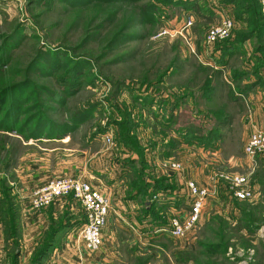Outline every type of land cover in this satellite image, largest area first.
<instances>
[{
	"label": "rangeland",
	"instance_id": "obj_1",
	"mask_svg": "<svg viewBox=\"0 0 264 264\" xmlns=\"http://www.w3.org/2000/svg\"><path fill=\"white\" fill-rule=\"evenodd\" d=\"M262 13L260 0H0V176L13 179L16 175L13 168L28 166L31 174L38 176L33 178L31 196L33 190L46 183L42 181V152L58 157L57 151H61L63 160L77 153L44 151L42 147L54 146L52 142H42L44 127H57L59 133L61 128L64 134L76 129L69 134L72 146L84 147L97 157L115 149V126L121 127L126 121L129 125L143 113L142 108L147 114L150 110L158 113L161 122L166 123L168 114L164 109L172 106L166 99H182L186 89L200 93L203 79L211 76L215 87L208 94L211 100L195 93L190 94L189 101L203 114L223 108L218 109L224 112L219 123L224 146L220 157L206 156L193 147L191 153L177 147L171 150V157L164 156L158 164L164 168L166 162H179L180 170L185 164L190 175H196L197 171L198 178L205 179L206 170L211 169H201L200 163L211 161L218 165L223 160V165L211 164V167L238 170L230 174H247L253 196L233 201L239 208L237 214L226 209L219 198L212 200L203 221L199 219L181 238L188 248L174 258L177 264H264V162L253 173L249 172L235 129L238 126L243 130L244 108L240 101L232 100L230 85L226 83L231 76L249 73L246 68L250 56L239 46L238 34H249L246 39L254 45L259 42L264 49ZM224 14L232 15L238 25L234 24L224 42L207 45L209 27ZM238 14L246 16L238 19ZM188 16L192 23L182 28ZM162 29H168L170 35H160ZM255 29L262 37L251 35ZM219 45L222 55L212 60L223 71L200 68L198 62L211 60V47ZM258 51L261 54L262 50ZM129 86L139 93L144 87L149 92L144 98L151 95L150 90L167 98L160 97L154 104L143 99L140 102L136 99L142 97L131 93ZM186 111L188 114L182 113L174 126L197 122L193 121V115L198 112ZM48 118L50 124L42 127V119ZM149 124L160 131L152 133L147 140L155 141L167 134L155 122ZM211 124H206L207 128ZM101 127L112 133L109 135H113L112 144L103 141L102 133L107 130ZM23 143L30 145L22 147ZM57 144L62 147L60 142ZM164 145L161 143L160 148L166 151ZM186 153L191 155L189 159L184 156ZM231 157L242 165L229 166ZM182 159L186 161L184 164ZM168 213L165 212L166 216L173 214ZM20 241L21 237L17 246L7 243L11 252L8 264H33L34 253L28 261L19 260ZM165 244V250L177 246L169 241ZM213 247L216 249L212 250ZM6 257H0V264H6ZM157 264L171 263L160 251Z\"/></svg>",
	"mask_w": 264,
	"mask_h": 264
},
{
	"label": "crops",
	"instance_id": "obj_2",
	"mask_svg": "<svg viewBox=\"0 0 264 264\" xmlns=\"http://www.w3.org/2000/svg\"><path fill=\"white\" fill-rule=\"evenodd\" d=\"M235 23L238 25L237 20ZM256 44L254 45V42H250L248 39L239 43V46H243L250 56V63L247 64L246 68L249 73L243 72L240 77H236L239 76L236 74L234 77L227 78L226 81L230 85V97L232 100L240 101L244 108L241 117L243 130L238 126L235 128L240 135L242 146L240 152L243 153V156H245L243 148L250 133L254 129L264 128V54L263 51L260 54ZM211 48H213L210 50L211 60L213 57L219 58L222 55L220 45ZM258 54H260V58ZM256 56L259 59L256 60ZM211 60H200L197 65L202 69H211L215 72L223 71L216 60ZM210 77L206 76L203 79L200 93L185 88L187 94H184L182 99L173 97L171 100L155 90H150L152 96L144 98L143 95L149 93L144 91V87L140 88L139 93L134 86H129L131 93L142 97L136 99L140 102L143 99L144 102L152 103L153 101L154 104V102H158V98L166 97V101L172 105L168 109H164V113L168 114L167 122H161L162 118H159L158 113L151 110L147 114L140 106L143 113L138 114L135 121L131 120L129 125L126 124V121L121 127L115 126V149H111V152H102L97 157L95 153L91 154L84 147L83 149H76L72 146L69 134L75 132L76 129L62 135L57 127L53 129L44 127L42 129V142L54 143V146L42 147L44 151L66 150L77 153L71 159L63 160L60 155L62 154L61 151H57L58 157L52 153L42 152V181L47 182L51 179L77 176L84 181L96 183L110 198L112 210L102 233L101 247L94 252L86 250L82 239L77 234L84 223V213L80 204L71 196H64L40 210L32 209L30 193L35 186L32 183L33 178L38 176L36 173L31 174L28 166L26 168L20 166L18 169L17 167L13 168L16 175L12 177L13 179L8 180V185L11 188L9 194L14 197L19 213L21 229L20 254L17 253L19 260L21 262L28 261L35 249L44 242L51 229L59 225V227L57 226L58 232L54 236L52 235L50 250L39 264H129L128 261H131L130 264H157L160 251L167 255L171 264H177L174 257L188 247L186 248L185 243L182 242L183 239L172 238L164 232L157 231V229L167 222L168 215L166 216L165 212L188 210L189 196L185 186L186 180H193L199 186L208 187L212 190V195L206 200L202 210L200 221L201 219L203 221V215H205L208 204L218 198L224 203L226 209L237 214L239 208L233 205V201L239 199L231 195L228 184L221 176L222 174L238 172L237 169H228L227 171V167L223 170L213 168L211 167L213 162L206 161L200 163L201 169L205 167L211 170H206L205 179H201L198 178L197 171L196 175H190L183 163L186 161L183 159V170L176 172V174L168 173L158 164L159 161L165 159L164 156L166 159L171 157V150L177 147L186 151H190L193 147L206 156L220 157V151L223 150L224 146L219 123L220 119L224 117V112L218 109L223 108H215L203 114L199 109L193 108L189 101L190 94L194 95L195 93L211 100V96L208 94L209 92L213 93L215 87L213 85L214 79ZM133 84L131 83V85ZM137 103L139 104V102ZM133 107L134 110L135 104ZM136 110L139 111L137 108ZM186 110L189 113L191 111L198 112L193 115V121L197 120V122L191 124L190 121L189 124L174 126L176 119L182 113L188 114ZM150 115L153 117L150 118ZM188 117L190 119L189 115ZM148 118L150 119L149 122ZM152 121L158 124L159 129L167 132L164 137L156 138L155 141L150 140L151 134L158 133L160 130L153 128ZM209 122L212 124L211 127L207 128L206 124ZM191 125L197 126V128ZM101 128L103 131L107 130L102 133V136L112 134L108 132L107 127ZM147 138L150 139L147 140ZM57 142H60L62 147H58ZM161 143L165 144L166 151L160 148ZM27 145L30 144L23 143L22 147ZM109 148L113 147L110 146ZM184 156L189 159L191 155L186 153ZM246 159V165H248V159ZM223 163V160H219L220 165ZM228 163L229 166L239 167L242 165L234 157H231ZM20 171L22 174H18ZM1 195L2 192H0V198ZM168 241L175 243L174 245H177L176 242L178 241L180 243L177 246L173 245L174 247L169 250H165L167 248L165 243ZM7 249L8 244L5 243L0 224V257L7 256L6 264L11 257V252Z\"/></svg>",
	"mask_w": 264,
	"mask_h": 264
},
{
	"label": "built area",
	"instance_id": "obj_3",
	"mask_svg": "<svg viewBox=\"0 0 264 264\" xmlns=\"http://www.w3.org/2000/svg\"><path fill=\"white\" fill-rule=\"evenodd\" d=\"M262 14L264 16V0H260ZM192 23L191 16L184 21L183 27ZM235 20L232 15L224 14L219 22L211 25L207 31L205 42L207 45L222 43L227 40L234 27ZM161 34H169L168 29H162ZM173 35V33H172ZM194 52V50L192 49ZM106 143L112 144V136H103ZM244 154L248 159L249 172L253 173L260 162H264V128L254 129L247 138ZM168 173L178 172L182 168L179 162H166L163 164ZM233 197L242 200L253 196L247 174H223L221 175ZM189 208L186 211L173 212L167 217V222L160 226L157 231L164 232L172 238H184L198 223L206 200L211 195V189L199 186L193 180H186ZM71 196L77 201L84 213V223L78 235L84 243V248L89 251H97L102 245V233L108 223L109 214L112 210L110 198L103 192L101 187L92 182L84 181L76 177L51 179L33 190L30 196V205L34 210H40L51 205L58 198Z\"/></svg>",
	"mask_w": 264,
	"mask_h": 264
},
{
	"label": "trees",
	"instance_id": "obj_4",
	"mask_svg": "<svg viewBox=\"0 0 264 264\" xmlns=\"http://www.w3.org/2000/svg\"><path fill=\"white\" fill-rule=\"evenodd\" d=\"M247 13V12H245ZM246 16V15H245ZM243 14L242 15H236V18H242L244 19ZM256 32H252L251 35L255 38L262 37L261 35H258V29H255ZM240 33V32H238ZM243 33V32H242ZM249 34L246 36H243L241 33L238 34L237 39L239 42H243L244 40H247L246 37H248ZM249 39V38H248ZM260 41V39H258ZM257 48L261 49L264 54V49L260 45L259 42H257ZM77 89V88H76ZM50 124V119L47 120L42 119V127L46 124ZM74 122V121H73ZM54 127V125H52ZM60 134H64V130L60 128ZM40 137V136H39ZM7 165V164H6ZM0 192H2L1 198H0V224L2 226L3 235L5 243L11 244V246H17L18 240L21 237V229H20V223H19V213H18V207L15 202L14 197L10 196L9 192H11V188L8 185V180L6 178H3L0 176ZM59 227V225H57ZM55 226L51 229V232L46 236L43 243L40 244L38 248L34 251L35 257H33V264H39L42 259L46 256L47 252L50 250L52 246V235L56 234L58 232V227ZM212 248V247H210ZM208 247V249H210ZM215 247H213L212 250H214ZM216 249V248H215ZM180 263V262H179ZM191 263V262H190ZM181 264V263H180ZM187 264V263H186ZM192 264V263H191ZM210 264V263H208Z\"/></svg>",
	"mask_w": 264,
	"mask_h": 264
}]
</instances>
